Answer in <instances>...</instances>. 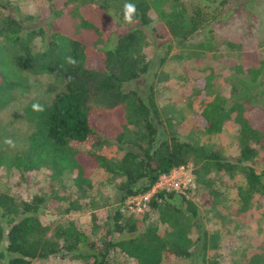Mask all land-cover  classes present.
Returning <instances> with one entry per match:
<instances>
[{"label": "trees", "instance_id": "1", "mask_svg": "<svg viewBox=\"0 0 264 264\" xmlns=\"http://www.w3.org/2000/svg\"><path fill=\"white\" fill-rule=\"evenodd\" d=\"M239 1L50 0L44 15L33 17L13 9L0 18V113L16 96L30 93L29 77L48 76L59 87L48 102L39 103L42 111L27 110L33 128L24 136L20 151L0 152V169L15 170L21 178L44 170L48 181L57 186L68 172L82 198L93 187L94 172L101 171L118 180L120 193L102 223L94 204L93 208L89 203L75 208H87L91 224L87 231L71 220L42 222L46 210L65 201L53 195V185L48 195H33L26 201L0 193V264H30L32 259L50 256L82 264H168L172 258L189 264H220L208 255L217 248L219 235L202 229L200 207L192 198L158 191L149 197L140 218L120 212V207L126 198L149 192L159 176L189 167L196 193L199 187L204 193L201 205L213 208L219 203L221 195L212 187L211 175H240L239 206L228 210L233 217L257 215L264 201V171L257 172L253 163H264V101L260 98L259 104L250 107L237 100L227 105L210 93L200 103L203 135L237 127L238 155L230 162L219 145H202L178 136L181 114L167 115L154 100L155 83L164 77L152 70L164 63L172 44L182 46L198 30L204 32L203 45L210 44L208 36L215 21L229 18ZM126 3L136 7L131 24L124 20ZM8 4L9 0H0V8ZM124 26L127 31L112 40ZM152 39L167 41L157 63L144 53ZM35 40L39 49L34 48ZM228 45L241 52L249 50L241 44ZM249 54L248 60L242 58L233 68L258 91L264 58L257 60ZM69 57L74 64L68 63ZM148 74L156 80L150 81L144 94L125 89ZM152 212L156 217L148 221ZM192 228L198 232L194 240ZM113 251L129 262H111ZM263 261V255L253 252L239 264Z\"/></svg>", "mask_w": 264, "mask_h": 264}, {"label": "rangeland", "instance_id": "2", "mask_svg": "<svg viewBox=\"0 0 264 264\" xmlns=\"http://www.w3.org/2000/svg\"><path fill=\"white\" fill-rule=\"evenodd\" d=\"M49 1L9 0V4L4 9L0 8V18L8 16L13 9L20 14L33 17L44 15ZM127 29L128 27H122L113 35L112 40L124 34ZM212 29V33L208 36L210 44L203 45L204 32L199 30L182 46L175 47L172 44L164 63L159 69L157 67L152 70L156 75L161 73L159 78L164 77V80L155 83L154 100L167 115L177 112L181 114L183 122L176 127L178 136L202 145H219L226 159L235 162L238 155L237 127L231 125L218 135H203L199 127V106L210 96V93L220 96L227 105L237 100L250 107L259 104L260 98L264 101V78L257 91L253 84L248 83L243 74L235 73L233 68L240 65L242 58L244 61L248 60L249 53L257 60L264 58V0H240L238 8L232 12L230 17L224 21H215ZM166 42L148 40L144 49L147 59L157 63L166 49L164 46ZM33 43L35 49L40 48L38 40ZM228 44L244 45L248 47L249 52L230 48ZM152 80L156 79L148 74L125 85V89H135L144 94ZM27 82L31 87L30 93L26 97L16 96L14 103L0 113V152L5 155L18 152L25 145L24 136L33 128L27 120V110H32L34 105H39V103L48 102L59 90L58 84L48 76L29 77ZM232 86L235 91L231 90ZM121 155V152L117 153V157ZM253 167L259 173L264 171V163L255 161ZM186 170L191 173L189 167ZM211 179L212 187L221 195L218 204L216 203L213 208L201 205L204 200L201 196L204 194L201 187L198 188L199 192H195L192 197V200L200 207L199 220L202 229L207 232L214 230L219 235L217 248L208 251V255L220 264H239L243 257L253 252H258L264 257V201L256 210L255 217H233L228 209L239 206L236 191L243 185V179L240 175L230 178L223 175H211ZM117 183L118 180H112L107 174L95 171L93 187L82 198L72 187L71 175L68 172L62 174L61 184L57 186L48 181L44 170L21 178L15 170L0 169V193L7 194L14 200L26 201L33 195H48L50 185H53V195L57 198L63 196L65 201L57 206L52 205L46 210L42 215V222L63 224L71 220L84 231L89 230L91 226L89 212L87 208L80 211L75 208L88 203L89 207L93 208L92 204H94L98 208L96 216L99 222H104L114 210L118 196H120L116 189ZM136 217L140 218V216ZM155 217V212H152L148 221ZM197 233V230L192 228L190 236L193 240ZM109 256L111 262L121 260L129 262V259L117 251L111 252ZM189 262L172 258L169 259L168 264H189ZM29 263L82 264L77 260L70 261L59 256L32 259Z\"/></svg>", "mask_w": 264, "mask_h": 264}, {"label": "built area", "instance_id": "3", "mask_svg": "<svg viewBox=\"0 0 264 264\" xmlns=\"http://www.w3.org/2000/svg\"><path fill=\"white\" fill-rule=\"evenodd\" d=\"M196 190L197 187L193 182L190 171L187 172L186 168H178L172 170L167 175L159 176L149 192L134 198H126L120 207V212L124 211L136 218V216H141L145 211L149 197L158 191H172L186 198H192Z\"/></svg>", "mask_w": 264, "mask_h": 264}, {"label": "clouds", "instance_id": "4", "mask_svg": "<svg viewBox=\"0 0 264 264\" xmlns=\"http://www.w3.org/2000/svg\"><path fill=\"white\" fill-rule=\"evenodd\" d=\"M136 13V7L134 4L132 3H126L124 5V20L131 24V23H134V20H133V17ZM68 63L70 64H74L75 61L72 59V58H68ZM34 108H36L37 110H43L42 108H40L38 105H34Z\"/></svg>", "mask_w": 264, "mask_h": 264}]
</instances>
